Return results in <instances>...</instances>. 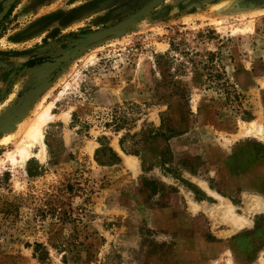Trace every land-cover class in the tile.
Returning a JSON list of instances; mask_svg holds the SVG:
<instances>
[{
    "label": "rangeland",
    "instance_id": "1",
    "mask_svg": "<svg viewBox=\"0 0 264 264\" xmlns=\"http://www.w3.org/2000/svg\"><path fill=\"white\" fill-rule=\"evenodd\" d=\"M148 1H0V264H264V0H164L56 62Z\"/></svg>",
    "mask_w": 264,
    "mask_h": 264
},
{
    "label": "bare ground",
    "instance_id": "2",
    "mask_svg": "<svg viewBox=\"0 0 264 264\" xmlns=\"http://www.w3.org/2000/svg\"><path fill=\"white\" fill-rule=\"evenodd\" d=\"M1 1V0H0ZM164 0H154V4H157V6L162 3ZM156 6V7H157ZM155 7V8H156ZM145 14V9L142 10V12L139 14V16ZM148 16V15H146ZM145 16V17H146ZM145 17H143L142 19H144ZM133 18V17H132ZM132 18L128 19L127 21H125L123 24L111 29L110 31L115 32L114 36H117L119 34L124 33L125 31H127V26L129 27V29H131L132 27H134L135 25H137L141 20L136 21V23H134V20H132ZM103 34H95L92 35L90 37V41L93 40H97L98 38H100ZM38 90H34L32 93V96H36L37 95ZM19 112V110H18ZM51 115H49V110L46 111H42L41 114H39V116L34 120V122L32 123V125L29 127L28 131H27V136L25 139H23L21 142H19V144H17V146L15 147V150L12 152H8L7 153V157H9L10 159L14 160L15 156H20V160L22 163H25L26 160L29 158L30 156V148L31 146L34 145H39L41 148L40 151V156L44 157L45 155V143H44V134H43V125L45 124V122L50 118ZM6 140H12L11 135H9Z\"/></svg>",
    "mask_w": 264,
    "mask_h": 264
},
{
    "label": "water",
    "instance_id": "3",
    "mask_svg": "<svg viewBox=\"0 0 264 264\" xmlns=\"http://www.w3.org/2000/svg\"><path fill=\"white\" fill-rule=\"evenodd\" d=\"M162 1V0H161ZM157 6V4H154V0H149L146 4H144L140 9L136 10L135 12H133L132 14H130L129 16L123 18L122 20H120L119 22L110 25L108 27L99 29V30H95V31H91L88 33H85L82 35V39L70 50H68L67 52H65L62 56L56 58V62H63V61H68L71 58H73L74 56H76L80 51L88 48L91 45H94L96 43H100L110 37H113L115 35V32L110 31L111 29L123 24L125 21H127L128 19L132 18V20H134V23H136V21L141 20L143 17H145L146 15H148L153 9H155V7ZM145 9V14L139 16V14L142 12V10ZM8 8L4 7L2 13L5 15V13L7 12ZM137 19V20H136ZM136 20V21H135ZM127 30H129V27H126ZM103 34L100 38H98L97 40H93L90 41V37L92 35L95 34ZM47 80H43L40 84L36 85L33 89H31L23 98L22 101V105L20 107H26L28 104H30V102L41 92V90L44 88V86L46 85ZM38 90L37 95L34 97L32 96L33 91Z\"/></svg>",
    "mask_w": 264,
    "mask_h": 264
},
{
    "label": "trees",
    "instance_id": "4",
    "mask_svg": "<svg viewBox=\"0 0 264 264\" xmlns=\"http://www.w3.org/2000/svg\"><path fill=\"white\" fill-rule=\"evenodd\" d=\"M2 7V4L0 3V8ZM9 14V13H7ZM40 61H42V59L40 58H34L32 60H29V62L27 63V65L29 67H32L38 63H40ZM223 86H225V89H229V84L225 81L223 82L222 84ZM227 94H228V98L229 100H231V97L234 98L235 101H238L240 102V95L237 94L236 92H231V90H227ZM164 128L162 127V130H160L159 132H155L154 134H149L148 135V140H151V139H154L157 135H161V136H164V137H170V136H174L176 133L173 131V130H170L171 132H166L165 129L163 130ZM106 137H101L100 138V142H101V145L102 147L101 148H98L96 150V155H98L101 151H103V149H107L109 151V160L113 163H119L121 161V158L120 156L110 147L107 145V143H105ZM36 245L39 247L41 246L39 243H36ZM37 251V249H36Z\"/></svg>",
    "mask_w": 264,
    "mask_h": 264
},
{
    "label": "crops",
    "instance_id": "5",
    "mask_svg": "<svg viewBox=\"0 0 264 264\" xmlns=\"http://www.w3.org/2000/svg\"><path fill=\"white\" fill-rule=\"evenodd\" d=\"M166 1H171V2H173V0H166ZM177 8H178V7H177ZM128 159H130V157L127 156V157H126V163H127V160H128Z\"/></svg>",
    "mask_w": 264,
    "mask_h": 264
}]
</instances>
